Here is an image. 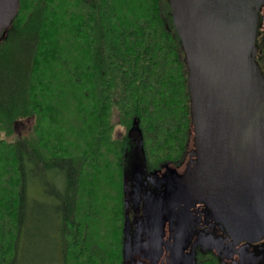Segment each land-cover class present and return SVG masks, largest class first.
I'll return each instance as SVG.
<instances>
[{
    "label": "trees",
    "instance_id": "16d2710c",
    "mask_svg": "<svg viewBox=\"0 0 264 264\" xmlns=\"http://www.w3.org/2000/svg\"><path fill=\"white\" fill-rule=\"evenodd\" d=\"M190 115L168 0H19L0 38V264L23 263L38 186L56 199L42 262L124 264L126 179L182 157Z\"/></svg>",
    "mask_w": 264,
    "mask_h": 264
},
{
    "label": "water",
    "instance_id": "95a60500",
    "mask_svg": "<svg viewBox=\"0 0 264 264\" xmlns=\"http://www.w3.org/2000/svg\"><path fill=\"white\" fill-rule=\"evenodd\" d=\"M168 2L185 55L189 134L196 152L194 177L175 206L201 200L234 244L259 242L264 239V74L254 54L264 0ZM18 9L19 0H0V38ZM131 133L141 142L136 123Z\"/></svg>",
    "mask_w": 264,
    "mask_h": 264
},
{
    "label": "flooded vegetation",
    "instance_id": "af4514ba",
    "mask_svg": "<svg viewBox=\"0 0 264 264\" xmlns=\"http://www.w3.org/2000/svg\"><path fill=\"white\" fill-rule=\"evenodd\" d=\"M255 48L254 59L264 74V8L259 14ZM192 140L189 134L187 150L178 160L148 169L144 167L137 192L142 196L149 189L154 201L160 194L163 199L155 208L144 247L139 246V230L133 229L134 250L130 263L261 264L264 260V239L234 244L203 201L192 200L180 207L175 206L177 198L195 174L196 152ZM177 183L179 187L174 188Z\"/></svg>",
    "mask_w": 264,
    "mask_h": 264
},
{
    "label": "rangeland",
    "instance_id": "374dc122",
    "mask_svg": "<svg viewBox=\"0 0 264 264\" xmlns=\"http://www.w3.org/2000/svg\"><path fill=\"white\" fill-rule=\"evenodd\" d=\"M115 134L117 137L122 136V130L120 128H117L115 131ZM192 144L194 145V139L192 140ZM128 145L131 149H133L134 152V167H138V157L139 153L137 151L138 149V137L131 133L129 136V142ZM137 152V154H136ZM138 156V157H137ZM140 158V157H139ZM141 161V158H140ZM142 165L143 160L141 161ZM144 168V167H143ZM139 172H133L131 181L129 179H126V183L128 186V190H126L125 195L127 194L126 204H125V222H124V247H125V264H131L130 261L132 259V249H133V229L136 228L139 230L138 236L141 240V247L145 246L146 240L148 239V227L151 225L154 219V211L156 206L162 201L161 194L158 197V200L154 201V196H152V192L148 189L144 192V194L141 196V193L139 191L137 192L136 185L134 186L135 180L139 179ZM146 182V180H145ZM179 187V184H175L174 188ZM155 189H153L154 192ZM32 197L37 199L40 203H45L46 206L43 208V211L37 212L36 215L39 220V227L35 230V232H32V235L30 236L27 241L24 243V254H23V263L22 264H49L42 262L41 257L43 255V251L45 250V245L50 239V236L45 235V232L41 230V227L43 229L44 225L43 223L45 221H48L50 218L54 217V213H52L50 210H48L49 207L54 205V201L56 202L55 197H53V194L47 190L46 187L38 186L37 188H33L32 190ZM50 241V240H49ZM138 246V247H139ZM134 250V249H133ZM136 250V249H135ZM140 250V248H139ZM138 250V251H139ZM157 250V257H159L160 253L158 254ZM48 254V252H47ZM46 254V255H47ZM261 264H264V260Z\"/></svg>",
    "mask_w": 264,
    "mask_h": 264
}]
</instances>
